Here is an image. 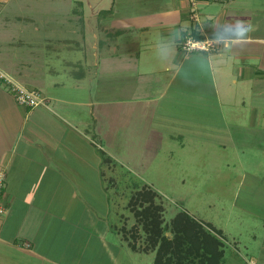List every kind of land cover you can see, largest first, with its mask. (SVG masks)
Here are the masks:
<instances>
[{
  "label": "crops",
  "instance_id": "crops-1",
  "mask_svg": "<svg viewBox=\"0 0 264 264\" xmlns=\"http://www.w3.org/2000/svg\"><path fill=\"white\" fill-rule=\"evenodd\" d=\"M104 1L0 0V74L46 101L0 78V264H153L110 210L124 142L134 173L224 180L208 264H264V0Z\"/></svg>",
  "mask_w": 264,
  "mask_h": 264
},
{
  "label": "rangeland",
  "instance_id": "rangeland-1",
  "mask_svg": "<svg viewBox=\"0 0 264 264\" xmlns=\"http://www.w3.org/2000/svg\"><path fill=\"white\" fill-rule=\"evenodd\" d=\"M104 2L110 5L112 0ZM116 3L126 6L133 4L132 0H116ZM137 4H140V0ZM105 149L107 152H115L113 148ZM124 149L125 142L121 146V158L118 162L115 159L105 161L106 176L114 179L113 187L108 190L110 210L122 242L142 254L148 250L152 252L154 264L159 243L163 242L164 235L171 243L168 244L170 246L162 248L161 264H204L208 253L203 249V242L198 244L197 241L202 239L197 231L201 229L207 234L210 228L212 229L209 220L216 223L217 219L225 217L233 191L225 188V181L211 174V170L202 168L195 174V181L199 182L197 188L190 187L191 182L186 183L185 187L180 186L182 184L179 183V179L184 175L177 173L176 167L173 168L171 164L169 168L163 170L154 166L152 172L134 173L129 163L132 164L136 153ZM152 160L158 161L159 158ZM191 176L192 174L188 173L184 177ZM209 177H212V180L208 182ZM181 213L189 216L195 224L191 226L189 220L180 217ZM154 221L158 222L156 228L161 230L162 235L156 236L154 233L156 231ZM185 223H190L191 229L195 232L186 234L182 229ZM195 233L198 236H195ZM177 235L182 237L178 239ZM155 237L158 241L157 245L153 246L152 240ZM168 258L171 261L166 263Z\"/></svg>",
  "mask_w": 264,
  "mask_h": 264
},
{
  "label": "built area",
  "instance_id": "built-area-1",
  "mask_svg": "<svg viewBox=\"0 0 264 264\" xmlns=\"http://www.w3.org/2000/svg\"><path fill=\"white\" fill-rule=\"evenodd\" d=\"M194 18L196 16L194 15ZM215 43L208 39H196L192 36H187L181 43V48L185 52L191 51H211L215 48ZM6 83L9 84V89L12 92V95L15 101L21 105L27 107H36L43 106L46 104L45 98L41 95L38 90L28 89L24 86L14 84L7 80L2 74H0ZM4 180V173L0 171V190L2 188ZM4 212V208L0 206V214Z\"/></svg>",
  "mask_w": 264,
  "mask_h": 264
},
{
  "label": "trees",
  "instance_id": "trees-1",
  "mask_svg": "<svg viewBox=\"0 0 264 264\" xmlns=\"http://www.w3.org/2000/svg\"><path fill=\"white\" fill-rule=\"evenodd\" d=\"M195 36L196 37H198L196 34H195ZM180 217L181 218H185L186 220H189L190 222H191V226L192 225H194L195 224V222H192L191 220H190V218H189V216H187L185 213L183 214V213H181L180 214ZM155 223L154 224H156L155 225V229H156V231L154 232L155 234H157L156 236H159V234L161 233V230L160 229H158L157 230V228L156 227H158V222L157 221H154ZM190 224V223H189ZM188 223H185V226H184V228H182L183 229V231L184 232H186V234H188V233H194L195 232V230L193 231L192 229H191V226L189 225ZM198 229H199V225H198ZM197 233H199L200 235H199V237L202 239L201 241H197L198 242V244L201 242H203V249H205L206 251H207V253H209L210 251H211V249H217V247H218V245H220L221 244V242L214 236V235H212L210 232H208L207 234L205 233V232H203L201 229H199L198 231H197ZM197 233H195L194 235L195 236H198V234ZM160 235H162V234H160ZM182 236H179V235H177L176 236V238H178V239H180ZM162 239H163V242H161V243H159L160 245L158 246V249H157V252H158V254H157V256H155V260H154V264H161L162 263V248L163 247H168V246H170V245H168V244H170L171 242H170V240L166 237V236H162ZM158 240L156 239V237L152 240V245L153 246H156L157 244H156V242H157ZM175 244V243H174ZM207 248V249H206ZM219 255V254H218ZM205 263L204 264H208V256H206L205 257ZM171 261V259H167L166 260V263H169Z\"/></svg>",
  "mask_w": 264,
  "mask_h": 264
}]
</instances>
